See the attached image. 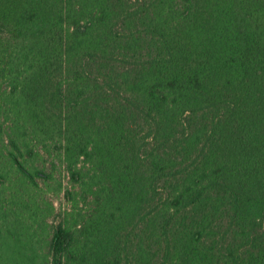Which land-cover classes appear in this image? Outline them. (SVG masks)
I'll return each mask as SVG.
<instances>
[{
	"label": "trees",
	"instance_id": "trees-1",
	"mask_svg": "<svg viewBox=\"0 0 264 264\" xmlns=\"http://www.w3.org/2000/svg\"><path fill=\"white\" fill-rule=\"evenodd\" d=\"M3 129L92 198L50 264H264V0H0Z\"/></svg>",
	"mask_w": 264,
	"mask_h": 264
},
{
	"label": "rangeland",
	"instance_id": "rangeland-1",
	"mask_svg": "<svg viewBox=\"0 0 264 264\" xmlns=\"http://www.w3.org/2000/svg\"><path fill=\"white\" fill-rule=\"evenodd\" d=\"M61 162L53 150L18 154L0 133V264H50L57 225L73 229L76 212L93 205Z\"/></svg>",
	"mask_w": 264,
	"mask_h": 264
}]
</instances>
